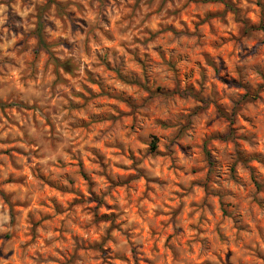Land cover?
Listing matches in <instances>:
<instances>
[{
    "label": "clouds",
    "instance_id": "clouds-1",
    "mask_svg": "<svg viewBox=\"0 0 264 264\" xmlns=\"http://www.w3.org/2000/svg\"><path fill=\"white\" fill-rule=\"evenodd\" d=\"M0 264H264V0H0Z\"/></svg>",
    "mask_w": 264,
    "mask_h": 264
}]
</instances>
